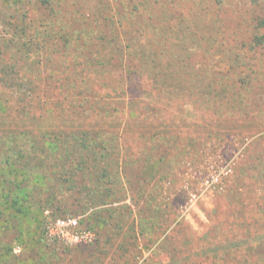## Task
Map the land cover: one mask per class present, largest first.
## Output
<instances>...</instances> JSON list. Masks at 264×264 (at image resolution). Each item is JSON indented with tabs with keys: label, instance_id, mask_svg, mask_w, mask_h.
I'll use <instances>...</instances> for the list:
<instances>
[{
	"label": "rangeland",
	"instance_id": "rangeland-1",
	"mask_svg": "<svg viewBox=\"0 0 264 264\" xmlns=\"http://www.w3.org/2000/svg\"><path fill=\"white\" fill-rule=\"evenodd\" d=\"M175 1V30L170 37L185 69L183 77L189 75L196 85L192 94L174 90L179 80L146 94L139 100L146 120L137 128L132 119L139 110L129 106L137 100L126 98L128 122L120 131L123 189L113 192L117 199L123 198L132 217L127 215L122 222L115 214L112 218L113 210L105 214L112 205H95L81 187L71 191V185L65 187L68 213L62 216L76 218L79 225L69 236L62 237L56 225L59 219L48 218L43 227L2 206L0 264H264V108L259 109L264 106V92L259 90L258 53L249 55L252 90L243 96L230 76L231 69L238 67V63L230 65V59L238 48L231 40L240 29L236 12L240 0ZM97 2L79 0L80 14L87 16ZM260 3L255 14L264 15V0ZM48 14L40 11L42 19L48 20ZM70 19L75 30L86 26L79 14ZM49 29L41 30L43 38H48ZM154 35H146L144 41H157ZM45 42L48 50L57 43ZM74 44L78 51L81 40ZM51 50L38 53L34 48L30 58L48 66L43 67L46 72L59 74L61 68L54 67L66 57ZM43 54L52 60L48 65L40 58ZM143 82L152 88L148 77ZM207 86L213 94L198 93ZM248 104L249 117L242 110ZM246 121L253 127H246ZM135 130L145 132L147 138H136ZM139 212L145 224L139 222ZM119 225L123 236L130 235L133 227L137 231L143 227L144 239L123 246L122 238L114 237Z\"/></svg>",
	"mask_w": 264,
	"mask_h": 264
},
{
	"label": "trees",
	"instance_id": "trees-1",
	"mask_svg": "<svg viewBox=\"0 0 264 264\" xmlns=\"http://www.w3.org/2000/svg\"><path fill=\"white\" fill-rule=\"evenodd\" d=\"M173 2L177 1L98 0L86 16L80 14L79 0H0V191H7L0 193V209L7 205L17 217L46 227L48 218L66 219L64 191L71 185V191L81 187L95 205H112L105 210L114 211L112 218L115 214L122 222L127 215L132 217L123 198L113 192L123 189L120 131L128 122L126 98L137 100L129 103L132 111L139 110L129 118L137 128L146 120L139 102L146 94L178 80L174 90L192 94L196 85L189 75L183 77L184 66L173 49ZM260 5V0H240L236 6L241 32L231 40L238 48L230 65L238 67L230 76L243 96L252 90L253 72L247 66L253 60L251 52L258 53L260 73L254 72L259 73V90L264 92V15L255 14ZM42 9L48 11V20L42 19ZM72 14L85 17L86 26L73 29ZM47 28L48 38H43L41 30ZM150 33L157 41H144ZM46 39L57 41L49 50L66 57L67 65L63 61L54 67L61 68L59 74L46 72L43 67L48 66L30 58L34 48L38 53L49 51ZM44 57L40 56L42 61ZM146 77L151 89L144 86ZM213 91L207 86L198 93L209 96ZM242 110L249 117V104ZM246 127H253L250 121ZM138 130L136 138H147ZM46 211L50 217L44 216ZM138 220L145 224L142 212ZM115 229L114 237L122 238L128 248L146 232L133 227L123 236L122 225Z\"/></svg>",
	"mask_w": 264,
	"mask_h": 264
},
{
	"label": "built area",
	"instance_id": "built-area-1",
	"mask_svg": "<svg viewBox=\"0 0 264 264\" xmlns=\"http://www.w3.org/2000/svg\"><path fill=\"white\" fill-rule=\"evenodd\" d=\"M206 188L209 189L208 186H206ZM56 225L60 226V228H61L60 233H61L62 237H65V236H69L74 229L78 228L79 224H78V220L76 218H68V219L57 220Z\"/></svg>",
	"mask_w": 264,
	"mask_h": 264
}]
</instances>
